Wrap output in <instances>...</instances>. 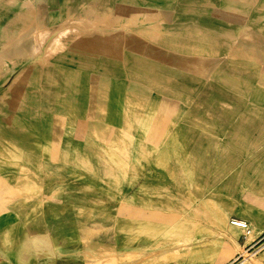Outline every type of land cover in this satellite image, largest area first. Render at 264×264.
Listing matches in <instances>:
<instances>
[{
	"label": "rangeland",
	"instance_id": "1",
	"mask_svg": "<svg viewBox=\"0 0 264 264\" xmlns=\"http://www.w3.org/2000/svg\"><path fill=\"white\" fill-rule=\"evenodd\" d=\"M247 1L128 0L110 24L90 0L0 29V264H56L73 209L120 204L143 209V264H264V139L245 135L264 132V0ZM232 115L249 117L236 152ZM159 224L186 231L158 250Z\"/></svg>",
	"mask_w": 264,
	"mask_h": 264
},
{
	"label": "crops",
	"instance_id": "2",
	"mask_svg": "<svg viewBox=\"0 0 264 264\" xmlns=\"http://www.w3.org/2000/svg\"><path fill=\"white\" fill-rule=\"evenodd\" d=\"M12 1L21 3L24 8L29 9L31 7L36 10V17L38 21L44 25L51 23L58 24L62 22L64 17V9L68 5L71 6L72 11L79 9V7H84V3H92L90 0H0V29L6 30L5 39L12 40L14 38V30L18 27L23 26L27 23L32 16L26 14L25 11H17ZM94 6H88L91 8L98 7L100 13L104 12V16L101 20L109 22L110 24L117 22L116 18L111 17L110 9L112 7H121L127 10L128 0H92ZM138 5H147L145 3H138ZM82 3V4H81ZM98 4V5H97ZM134 4V5H135ZM123 11L125 17V23L127 19V12ZM102 11V12H101ZM79 12V11H78ZM121 15H122V11ZM76 17L75 15H73ZM81 17V16H77ZM110 18V19H109ZM121 28L119 29L120 39L127 38V29L124 28V18L121 17L120 21ZM112 26V25H111ZM109 26V27H111ZM8 33V34H7ZM102 34L105 39L110 35ZM111 33V32H110ZM127 46V44H126ZM126 48V47H125ZM122 49L127 54V48ZM58 55L60 52L57 53ZM123 52L121 51V57H123ZM124 66V65H123ZM125 67V66H124ZM220 118V117H219ZM246 115L240 116L237 119L234 115L231 118L221 117V119H230L226 123L227 132L224 133V128H221L222 137L226 136L225 141L230 142V137L232 138L233 148H236L234 143L236 137L243 134L240 125L247 122ZM253 120V118L249 119ZM248 120V121H249ZM260 125V123H259ZM261 130V128H260ZM255 129L254 127H247V136H263L264 132ZM220 135V134H219ZM217 133V136H219ZM223 139V138H222ZM249 142H254L249 140ZM252 151V148H249ZM248 166L250 164V159L244 160ZM156 205V204H155ZM153 204V209L155 207ZM135 206V207H134ZM143 209L136 205H118L114 207H87L84 209L77 208L73 209L71 216V233L70 236L57 235L56 237V264H121L125 263L127 259H122L123 256L131 257L130 264H143V249H144V234H143V222L138 225V216H142ZM154 211V210H153ZM9 214V215H6ZM15 213H8V211H3L0 213V230H4V226H7L8 222H13V227H16ZM7 217V218H6ZM11 217V220H10ZM63 225V224H62ZM65 226V225H63ZM153 227H158L156 234L152 235L154 242L159 244V249L162 250L163 244L170 241H179L182 239L184 234L182 232L186 231L181 229L175 224H159L152 225ZM8 228V227H7ZM42 229V227H41ZM30 232V230H29ZM19 235L20 241H24L26 238L30 241L31 234ZM17 236H14L16 238ZM65 245H69L70 248L64 249ZM135 256V259L132 257ZM184 264L185 260L181 259H159L157 264Z\"/></svg>",
	"mask_w": 264,
	"mask_h": 264
},
{
	"label": "bare ground",
	"instance_id": "3",
	"mask_svg": "<svg viewBox=\"0 0 264 264\" xmlns=\"http://www.w3.org/2000/svg\"><path fill=\"white\" fill-rule=\"evenodd\" d=\"M255 1V0H254ZM253 1V2H254ZM15 2V1H14ZM12 4H14L13 3V1H12ZM249 4H251L250 3V1H247V0H227V2H226V4L224 5V7H226V8H228V9H230V11L231 10H237V8L236 7H239L240 6V8H241V6L243 7V6H248ZM15 6L17 5V7H14L15 9H17V11H25V10H27V11H25L26 12V14L27 15H29V16H32V18H34L35 17V15H36V12H35V9L32 7V8H30V9H25L24 7H21V8H19L20 7V5L21 6H23V4H21L20 3V5H19V3L18 4H14ZM250 6V5H249ZM194 8V7H193ZM133 10H132V13H130V14H132L133 16H134V14L136 13V16H137V18L138 17H140V15L139 14H142V12L143 11H145V12H148V11H150L149 10V8L148 7H145V6H134L133 8H132ZM242 9V8H241ZM242 13H243V11H242ZM93 14V9L91 8V7H89V8H87V11H86V14L84 15L85 17H88V16H90V15H92ZM129 14V15H130ZM131 16V15H130ZM144 16V15H143ZM142 18H144V17H142ZM110 19V18H109ZM33 20V19H32ZM137 20V19H136ZM139 20V19H138ZM101 21H103V20H101ZM131 21V20H130ZM151 21V20H150ZM103 22H105V21H103ZM156 22V21H155ZM151 24V23H150ZM96 26H101V27H104V26H106V24H103V23H96ZM108 26V25H107ZM232 26V25H231ZM240 28L241 27H239V26H237L236 25V27H235V33H237V34H239L240 33ZM226 30H228L227 28H225ZM25 31V30H24ZM229 31H232V29H229ZM27 32V31H26ZM17 42V41H16ZM15 42V43H16ZM27 43V42H26ZM18 44V43H17ZM16 44V45H17ZM50 45H51V42H50V44H49V42H47V45L45 44V50H46V47H47V51L46 52H48V50H49V48L48 47H50ZM21 46V45H20ZM38 47V46H37ZM14 48V47H13ZM36 48V47H35ZM42 48V47H41ZM26 53V52H25ZM7 54H8V52H7ZM13 53H11V55H12ZM22 54H23V50H22ZM14 55V54H13ZM12 55V57H15V56H13ZM19 56V55H18ZM11 57V56H10ZM7 58H8V56H7ZM16 58V57H15ZM8 59H10V58H8ZM10 62V61H9ZM47 61H45L44 63H46ZM48 63V62H47ZM5 66L6 65V62H5V60H4V56L2 55V54H0V66ZM7 69V68H6ZM2 77V76H1ZM234 221V220H233ZM234 223H239V224H241V225H243L244 223L242 222V220L241 221H234ZM249 230V229H248Z\"/></svg>",
	"mask_w": 264,
	"mask_h": 264
}]
</instances>
